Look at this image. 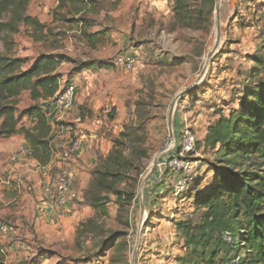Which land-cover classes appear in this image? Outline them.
<instances>
[{
  "label": "rangeland",
  "instance_id": "1",
  "mask_svg": "<svg viewBox=\"0 0 264 264\" xmlns=\"http://www.w3.org/2000/svg\"><path fill=\"white\" fill-rule=\"evenodd\" d=\"M96 1L99 13L87 15L83 24L78 16L56 11L55 0H32L27 15L46 26L47 39L33 42L30 29L24 27L12 36L11 52L26 59L27 66L40 55H60L67 60L57 71L60 87L73 84L75 95L62 123L76 131L81 142L87 141V156H90L83 163L82 178L75 186L80 194L78 224L70 230L48 228L44 243L26 238V233H34L30 225H5L11 232L15 230V242L28 247L27 258L16 255L21 259L20 264H179L177 258L184 252L173 224L179 219L193 218L194 206L192 199L174 194V178L169 175L160 178L156 166L169 143V111L176 96L184 92L173 107L176 147L180 144V132L188 127L199 144L190 155L198 162L197 180L210 183L214 177L210 166L214 156L202 150L203 135L220 113L226 115L236 108L241 86L247 82V74L254 72L250 57L257 53L260 44L254 22L262 16L263 11H257V6H264V0L222 2L220 43L209 63L208 53L215 44L218 0H213L209 21L197 28L171 26L172 0ZM82 30L90 34L101 32L102 42L94 49L89 47ZM3 51L0 43V52ZM124 54L136 60L131 70L112 65L116 56ZM85 65L87 68L83 69ZM33 104L25 92L18 109L22 111ZM185 106H189L186 113ZM50 119L53 121L52 116ZM21 124L30 127L26 118L21 119ZM115 148L125 165L123 171L121 168L122 180L116 187L133 195L130 203H120L107 195L106 213L102 214L88 207L85 199L88 192H96L90 185L95 170L114 164L108 155ZM30 161L19 160L17 165ZM253 162L257 166L260 160ZM80 183L84 184L81 190L77 189ZM14 189L17 190L15 184L9 190ZM17 202L4 200L0 206L7 212ZM87 220L91 224L77 234L79 225ZM223 240L230 242L228 236ZM0 245L5 249L1 241ZM232 264H238V259Z\"/></svg>",
  "mask_w": 264,
  "mask_h": 264
},
{
  "label": "trees",
  "instance_id": "2",
  "mask_svg": "<svg viewBox=\"0 0 264 264\" xmlns=\"http://www.w3.org/2000/svg\"><path fill=\"white\" fill-rule=\"evenodd\" d=\"M31 1L0 0V43L4 49L0 52V138L22 137L31 159L45 167L55 153L53 121L46 112L53 107L55 96L68 85L60 87L57 72L67 60L60 55H40L27 66L26 59L12 54V36L21 27L30 29L33 42L47 39L46 26L27 15ZM55 1L56 11L78 16L83 24L87 15H97L100 11L96 0ZM250 1L256 3V0ZM193 3V0H172L171 26L197 28L209 21L214 1ZM257 7V11L263 12L254 22L260 39L257 53L250 57L254 72L247 74L236 108L226 115L220 113L207 127L201 142L202 150L214 156L210 163L213 180L205 184L197 180L196 172L184 191L177 195L192 199L195 217L179 219L173 224L184 252L177 258L179 264H232L236 258L238 264H264V6ZM81 35L93 49L102 42L101 32L90 34L82 30ZM86 68L85 65L83 69ZM25 92L34 104L19 111L20 97ZM22 118L30 121V127L20 125ZM198 145L197 140L196 149ZM120 155L115 148L108 155L114 164H106L93 174L90 185L96 192L87 193L85 204L96 212L106 213L107 195L120 203H130L132 199L133 194L116 187L125 167ZM254 160L260 163L256 166ZM88 224L91 220L79 225L77 234ZM225 236L229 237V243L223 240ZM6 257L0 245V264L6 263Z\"/></svg>",
  "mask_w": 264,
  "mask_h": 264
},
{
  "label": "built area",
  "instance_id": "3",
  "mask_svg": "<svg viewBox=\"0 0 264 264\" xmlns=\"http://www.w3.org/2000/svg\"><path fill=\"white\" fill-rule=\"evenodd\" d=\"M161 1V0H155ZM136 60L132 55L124 54L116 56L112 64L123 70H131ZM75 95L73 84L66 85L53 99V109L46 112L53 119V137L55 153L58 152L56 165L42 167L36 165L37 170L45 172V180L42 184L43 200L39 211H50L51 218L55 220L64 219L69 214L79 210L80 194L74 187V179L64 163L78 154L81 147V140L78 133L69 126L62 123V119L71 110ZM189 106L183 107L184 113ZM177 137L174 135V145L169 143L166 150L161 154V161H158L157 169L160 178L170 175L174 178V194L182 193L197 172L198 162L190 158L196 150L197 138L188 127L183 128L179 134V147H176ZM54 153V154H55ZM19 160H31V153L27 148L15 152L11 161L18 163ZM159 178V179H160ZM7 232V229L0 223V234Z\"/></svg>",
  "mask_w": 264,
  "mask_h": 264
},
{
  "label": "crops",
  "instance_id": "4",
  "mask_svg": "<svg viewBox=\"0 0 264 264\" xmlns=\"http://www.w3.org/2000/svg\"><path fill=\"white\" fill-rule=\"evenodd\" d=\"M86 142L87 141L81 142L78 154L72 156V158L68 160V163H64V166L69 170L71 175L74 176V187L77 186V180L82 178L80 171L83 168V163H86L90 159V156L89 158L87 156ZM23 148H26V144L20 136L0 139V187L3 189V192H0V204H3L4 200L8 203H13L15 200H18V202L15 203L16 207L11 211L8 210L5 212L6 210L2 209L0 206V212L3 211L5 213L4 215L0 214V223L7 229L6 233L0 234V241L6 245L5 249L3 248L7 253L5 264H20L21 259L17 258L18 255L22 256V258L28 257V247L24 245V243L14 241L13 235H15L16 232L15 230L11 232L9 227L5 225L6 223L14 224L16 227H23L24 225L32 226L34 228V233H26V238L28 240L34 238L37 239L39 243H44V241H46L48 228L59 227L70 230L78 224L80 219L79 210L77 213L68 215L61 220L52 219L50 211L48 210H46L44 214L39 211L41 201L43 200L42 184L45 180V172L37 170V163L32 159L28 164L23 166H18L17 163L11 161V156ZM12 149L14 151H12ZM12 152L14 153L12 154ZM2 158H4V161L1 160ZM57 160L58 152L56 151L53 155L51 165H56ZM14 184L17 185V190L14 189L10 191L9 189ZM83 185L84 184L80 183L77 189L81 190L84 187ZM13 195L16 197L12 198ZM23 234L25 235V233ZM32 242H34V240ZM19 250H22V253L17 252Z\"/></svg>",
  "mask_w": 264,
  "mask_h": 264
},
{
  "label": "water",
  "instance_id": "5",
  "mask_svg": "<svg viewBox=\"0 0 264 264\" xmlns=\"http://www.w3.org/2000/svg\"><path fill=\"white\" fill-rule=\"evenodd\" d=\"M215 20H216V36H215V51L217 50L219 43H220V23H219V8L218 5L215 7ZM215 53V52H214ZM214 53L212 54V56L214 55ZM212 56H210L208 63L210 62V59L212 58ZM203 75V71L201 73V75L198 77V79ZM198 79L196 80V82L198 81ZM184 94V92H180L174 102L172 103V106L170 108L169 111V117H168V130H169V137L171 138V144L174 145V134H173V130H172V114H173V107L175 105V102ZM157 161V160H156ZM155 161V162H156Z\"/></svg>",
  "mask_w": 264,
  "mask_h": 264
},
{
  "label": "bare ground",
  "instance_id": "6",
  "mask_svg": "<svg viewBox=\"0 0 264 264\" xmlns=\"http://www.w3.org/2000/svg\"><path fill=\"white\" fill-rule=\"evenodd\" d=\"M224 0H218V8L220 9V5L222 4ZM215 44L213 45V47L211 48L210 52L208 53V59L210 58L211 54L215 51ZM204 73V70H203Z\"/></svg>",
  "mask_w": 264,
  "mask_h": 264
}]
</instances>
